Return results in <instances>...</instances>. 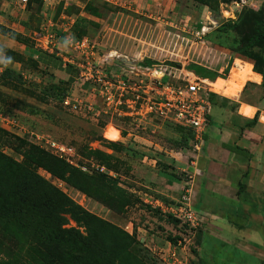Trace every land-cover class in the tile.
Returning <instances> with one entry per match:
<instances>
[{"label": "rangeland", "instance_id": "1", "mask_svg": "<svg viewBox=\"0 0 264 264\" xmlns=\"http://www.w3.org/2000/svg\"><path fill=\"white\" fill-rule=\"evenodd\" d=\"M4 1L8 0H0V7L5 5ZM62 1L65 0H45L44 4L52 15ZM245 1L243 6L221 0L205 4L195 0H68V3L70 13L75 16L83 13L85 24L76 29L79 35L75 34L87 38L98 57H113L117 66L112 68L122 70V79L137 80L136 71L131 72V68L149 62L156 70L166 69L167 73L175 69L186 72L187 65L193 64L214 73L221 70L217 73L220 78L229 80H215L210 86L213 94L226 96L240 89L250 72L248 66L238 71L239 62L236 67L233 65V58L249 62L243 51L251 53L258 61V69L264 72V42L258 35L264 33V0ZM1 9L0 21L4 19L7 25H13L12 31L24 35L23 38L12 35L11 40L0 35L2 48L11 44L12 49L24 53V46L18 42L35 45L33 33L37 29L41 35H44L41 27L52 31L45 21H38L26 32L20 24L28 16L26 10H8L6 14L7 9ZM5 32L9 31L0 28V34ZM58 47L63 51V47ZM0 53L3 69V62L9 58L24 61L14 67L30 76L22 78L21 84L0 77V229H7L0 236V264H50L42 262V255L38 254V242H42L38 238V227L42 225L38 206L23 204L22 195L11 181L10 173L16 168L37 175L104 223L125 233L124 229L129 227L131 235L127 234L135 241L130 251L144 264H172L160 251L168 252L170 248L184 264H264V246L251 245L248 250L241 234V238L227 237L224 229H204L211 219L208 213L203 212L207 215L205 224L190 231L145 203L149 198L169 203L180 197L181 189L167 182L185 180L180 170L183 166L175 161L174 154L186 153L179 145L189 137L188 131L170 120L146 114L142 104L129 108V103H125L121 113L111 112L97 121L91 120L85 111L74 112L61 103L66 91L73 92L75 97L82 95L76 75L72 86L58 91L49 86L50 70L38 66L35 60L6 56L2 49ZM226 68L227 75L223 73ZM107 71L115 73L109 68ZM36 138L73 147L75 162L70 166H77L74 168L83 174L63 166L49 147L37 144ZM96 166L112 172L116 179L94 170ZM155 176L167 182L161 187L151 184L150 178ZM194 210L202 212L198 207ZM242 217L232 220L235 226L250 229L243 230L245 233L256 232L258 227L247 218L243 222ZM64 227L83 232L72 220Z\"/></svg>", "mask_w": 264, "mask_h": 264}, {"label": "crops", "instance_id": "2", "mask_svg": "<svg viewBox=\"0 0 264 264\" xmlns=\"http://www.w3.org/2000/svg\"><path fill=\"white\" fill-rule=\"evenodd\" d=\"M44 1L39 0L35 4H21L19 0H8L4 1L5 5L0 9H7L4 11L6 14L8 10H16V12L26 10L28 16L25 21L20 22L22 29L26 32L31 31L32 23H38V21L40 23L45 21L48 26L52 27V30H59L60 33L63 30L71 32L76 19L82 17L83 13L75 16L69 12L71 7H69L68 0L58 3L57 11L52 15L47 11ZM12 26L7 25L4 19L0 21V27L9 31L0 35L9 40L12 35L24 36L22 33L12 31ZM40 29L42 31V27ZM32 33L33 31L29 33V38ZM33 35L35 45L29 41L18 42L24 46L25 54L12 49L11 44L5 48L0 46V49L4 50L5 55L17 54L25 61L33 59L38 66L41 65L45 70H50L52 75L49 77L52 83L49 86L57 85L60 81H67L69 75L59 68L60 61L51 58L53 54L38 48V41L43 35L38 33V29ZM13 41L16 40L13 39ZM0 57H2L1 53ZM22 62L13 60L4 68L20 74L25 80L30 76L14 67L21 66ZM236 62L241 63L240 70L237 68L238 71L248 66L250 72L241 88L236 89L235 93H228L226 96L214 93L208 125L203 133V146L198 153L194 154L196 159L194 168H196L197 176L193 180L189 196L194 208L198 207L200 211L211 216V219L206 221L204 229L213 230L215 227L221 231L224 229L227 237L236 235L241 238L243 236L242 239L246 242L244 244L249 250L251 245L259 248L264 246V94L261 87L262 76L253 71L250 62L233 58L234 67H236ZM220 72L221 70L216 73ZM217 80L227 82L229 79L224 80L218 77ZM224 100L229 102L224 105ZM256 114L258 115L254 120ZM232 149L236 150L232 151ZM174 155L177 157L175 161L179 162L178 164L183 166V169H189V152L185 154L175 152ZM150 181L151 184L154 182L160 187V184L167 182L158 176L150 178ZM167 184L176 185L181 190L185 187L184 181H168ZM240 216H243V222L247 219L253 222L254 226L258 227L257 231L253 234L245 233L243 230L250 231V229L235 226L232 220Z\"/></svg>", "mask_w": 264, "mask_h": 264}, {"label": "built area", "instance_id": "3", "mask_svg": "<svg viewBox=\"0 0 264 264\" xmlns=\"http://www.w3.org/2000/svg\"><path fill=\"white\" fill-rule=\"evenodd\" d=\"M19 2L26 4L28 0H19ZM235 4L243 6L246 1L239 0ZM57 31L63 36L62 44ZM57 31H48L47 28L42 27L44 35L38 42V48L41 51L54 54L59 58L63 67L71 66L77 71L82 95L75 97L73 92L68 93L62 101L63 106L74 112L85 111L86 115H91V120L97 121L98 117L111 112L121 113L120 108L125 103H129V108H132L134 104H142L146 114L170 120L183 129L191 131L192 139L188 149L190 163L189 169L181 170L185 176V187L182 188L180 197L169 203L149 198V200H145V203L153 210H158L160 214L171 217L190 231L201 228L205 224L207 215L194 210L189 195L193 180L197 176L196 168H194L196 161L194 154L198 153L203 146V133L208 125L211 112V104L208 100L209 95L213 92L210 86L211 82L200 79L183 69H175L167 73L166 69L162 71L156 70L153 66L143 67L140 65H137L139 68L136 66L131 68L133 69L131 72L136 71L134 75L137 80L132 81L130 78L125 80V77L121 78L123 74L121 69L112 68L117 66L116 60L114 61L110 55L98 57L94 46L89 43L87 38L77 40L71 36L70 31L63 30L62 33ZM58 46H62L63 51ZM107 68L112 69L115 73L109 74ZM3 70L0 63V74ZM85 85L87 88H83ZM35 140L37 144L49 147L55 156L69 165H73L75 162L72 156V152L75 150L73 147L61 145L52 140L38 138ZM188 150L185 151L188 152ZM94 170L107 174L111 178L115 177L104 167L96 166ZM124 230L131 235L129 227ZM160 251L163 252L162 256L172 264H184L183 261L177 260L178 256L171 248L168 252Z\"/></svg>", "mask_w": 264, "mask_h": 264}, {"label": "trees", "instance_id": "4", "mask_svg": "<svg viewBox=\"0 0 264 264\" xmlns=\"http://www.w3.org/2000/svg\"><path fill=\"white\" fill-rule=\"evenodd\" d=\"M195 1L199 4H205L210 0ZM221 1L226 3L232 1L238 2L239 0ZM84 24L85 23L82 17H78L76 19L71 30V36L74 39L80 40L85 38L83 36H77L79 34H77L78 31H76V29H79L80 26H83ZM57 33L61 38L60 43L62 44L63 36L59 34L58 31ZM258 35H260L264 42V33L261 31L258 33ZM8 54L19 56L17 54ZM242 55L245 56L244 59L249 60L253 66V71L262 76L261 87L264 94V72L263 70L258 69V61L251 53H248L247 51H243ZM51 58L59 60L55 55L51 56ZM30 60L32 61V59ZM151 65L152 63L149 62L140 66L146 67ZM59 68L68 74L69 78L67 81H60L57 85H51V87L55 90L61 91V87H69L75 83V75L77 77V71L71 66L63 67L61 61ZM186 70L194 74L196 77L203 80H208L211 83L220 77L217 73H214L209 69L193 64L187 65ZM223 73L227 75L228 69L226 68ZM0 77L3 80L11 81L16 84L23 83L20 74L8 69H4V71L0 74ZM83 88H87V85H85ZM45 92L53 94L50 90ZM69 92L70 91H66L61 97V103ZM214 97V94L209 95L208 100L210 104H212ZM223 102L228 103L229 101L224 100ZM257 115L258 114L255 115L254 120L257 118ZM186 131H188L189 137L183 140V142L179 145L181 149L185 150L190 148L189 143L192 139L191 131ZM235 150L236 149H232V151ZM57 159L67 169L73 170L79 174H83L82 171L70 166L64 160L59 158ZM101 174L108 176L104 173ZM10 175L12 177L11 181L14 183L16 189L20 192V196L22 195L20 198L22 203L32 207H34L35 204L38 206V220L42 223V225L38 227V238L42 240V242H38V254L42 255V262H49L50 264H144L130 251L135 244L134 238L132 236L81 210L70 199L66 198L53 187L47 185V183L37 175H32L27 171H21L17 168L14 169V171H11ZM57 179L61 180L59 178ZM169 218L172 219L171 217ZM69 220H72L78 228H83V232L81 233L76 228L64 227L68 225ZM6 233V228L0 229V236H4ZM53 259L58 260L56 261Z\"/></svg>", "mask_w": 264, "mask_h": 264}, {"label": "clouds", "instance_id": "5", "mask_svg": "<svg viewBox=\"0 0 264 264\" xmlns=\"http://www.w3.org/2000/svg\"><path fill=\"white\" fill-rule=\"evenodd\" d=\"M65 43H67V41H65ZM3 63L5 65V67H6L9 63H11V58L5 60Z\"/></svg>", "mask_w": 264, "mask_h": 264}]
</instances>
